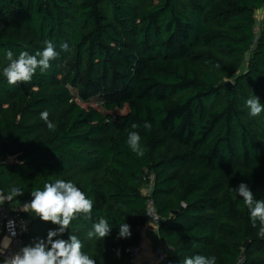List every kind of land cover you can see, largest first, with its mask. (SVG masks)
Listing matches in <instances>:
<instances>
[{"label": "trees", "instance_id": "trees-1", "mask_svg": "<svg viewBox=\"0 0 264 264\" xmlns=\"http://www.w3.org/2000/svg\"><path fill=\"white\" fill-rule=\"evenodd\" d=\"M259 10L263 0H0V189L23 191L7 202L31 216L22 246L58 230L22 205L62 179L93 210L54 239L74 234L96 264H130L126 248L145 225L147 169L158 235L171 248L163 264L197 254L264 264L260 225L233 190L245 183L264 200V112L251 116L246 107L254 96L264 104ZM45 41L58 53L49 69L9 85L7 52L34 55ZM45 111L54 129L41 119ZM133 131L142 157L127 143ZM100 218L109 235L89 239ZM120 223L130 226L128 238L119 237Z\"/></svg>", "mask_w": 264, "mask_h": 264}, {"label": "clouds", "instance_id": "clouds-1", "mask_svg": "<svg viewBox=\"0 0 264 264\" xmlns=\"http://www.w3.org/2000/svg\"><path fill=\"white\" fill-rule=\"evenodd\" d=\"M45 47L42 51L34 55L27 51L19 53L14 58V54L9 50L6 54L8 65L3 68V76L9 85L30 82L36 74L37 69L41 73L50 67V61L57 58L58 53L51 41H45ZM63 51H69V45H61ZM246 107L249 109L251 116H259L264 112V104L258 97H250L246 100ZM49 129H54L55 125L48 119L47 111L40 114ZM133 128L138 127L136 124ZM144 129H150L151 123L145 122ZM127 143L131 150L138 156L142 157L145 149L141 144V137L138 132H130ZM236 194L242 197L244 205L250 213V221L253 227L257 222L260 225L258 235L264 238V200H257L249 186L240 183L236 189ZM23 191L19 187H11L7 194L0 189V205L5 202H13L16 197L22 196ZM31 201L22 205V210L34 214L44 222H51L59 226L58 230H50L47 239H38L34 245L24 246L19 251L13 252L7 256L2 264H96V260L86 254L82 248L83 245L74 234L69 236L68 240L54 239L62 235L70 228L71 222L78 217L90 218L93 210V201L89 199L73 182L57 179L53 183H45L43 190L34 189L31 191ZM13 222H9L11 224ZM111 231L110 223L105 218H100L93 225L92 230L87 233L89 239H105ZM14 236L15 232L12 231ZM131 235L130 226L126 223H120V238H128ZM11 245V237L6 236L0 242V255H4ZM182 264H216L214 256L207 257L204 255H194L185 257Z\"/></svg>", "mask_w": 264, "mask_h": 264}, {"label": "built area", "instance_id": "built-area-1", "mask_svg": "<svg viewBox=\"0 0 264 264\" xmlns=\"http://www.w3.org/2000/svg\"><path fill=\"white\" fill-rule=\"evenodd\" d=\"M264 1V0H263ZM258 23L254 27V33H258ZM154 185V174L153 172L145 169L144 182L140 188L141 194L146 197V219L144 226H151L157 236L158 244L157 249L153 250L152 244L146 242L140 238L139 242L136 245L129 246L126 248V253L129 256L130 264H139L140 255L143 249L153 253L152 263L151 264H163L167 259V254L171 251L169 245L163 242L158 235V226L161 223V217L157 212L154 199L152 197ZM9 222H13L11 227ZM31 216L24 215L20 210H12L9 208L7 202L3 205H0V242L3 241V238L6 236L11 237V245L6 250L4 255H0V264L7 257L10 256L13 245L22 244V239L25 235L28 234L30 229ZM14 231L15 235L12 236L11 232ZM141 237V236H140Z\"/></svg>", "mask_w": 264, "mask_h": 264}, {"label": "crops", "instance_id": "crops-1", "mask_svg": "<svg viewBox=\"0 0 264 264\" xmlns=\"http://www.w3.org/2000/svg\"><path fill=\"white\" fill-rule=\"evenodd\" d=\"M261 13H263L262 10L257 11V13H256L257 17L260 16ZM139 234H140L141 238L146 242V244H148V243L152 244L153 250L157 249L156 246H157L159 241L157 239V236H155V232H154L153 228H151V226H143L139 230ZM22 247H23L22 244L13 245L12 251L13 252L19 251V249ZM152 255H153V253L151 252V250L147 251V250L143 249L141 251L139 264H151L153 261Z\"/></svg>", "mask_w": 264, "mask_h": 264}, {"label": "rangeland", "instance_id": "rangeland-1", "mask_svg": "<svg viewBox=\"0 0 264 264\" xmlns=\"http://www.w3.org/2000/svg\"><path fill=\"white\" fill-rule=\"evenodd\" d=\"M263 12H264V11H263ZM262 15H263V13H261L260 16L257 17L258 25H259V22H260V19H261ZM91 101H92V102H95V103H99V102H100V100L98 99V97H94V98H92ZM120 112H121V111H115L114 113H115V114H116V113L118 114V113H120Z\"/></svg>", "mask_w": 264, "mask_h": 264}, {"label": "water", "instance_id": "water-1", "mask_svg": "<svg viewBox=\"0 0 264 264\" xmlns=\"http://www.w3.org/2000/svg\"><path fill=\"white\" fill-rule=\"evenodd\" d=\"M226 86L230 87V86H231V82H230V81H227V82H226ZM247 244H248V241L246 240V241L243 243V247L246 248V247H247Z\"/></svg>", "mask_w": 264, "mask_h": 264}]
</instances>
